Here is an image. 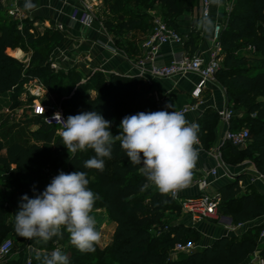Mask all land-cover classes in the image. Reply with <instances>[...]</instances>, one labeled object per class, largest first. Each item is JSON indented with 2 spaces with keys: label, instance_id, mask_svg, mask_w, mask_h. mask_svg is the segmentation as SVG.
I'll use <instances>...</instances> for the list:
<instances>
[{
  "label": "trees",
  "instance_id": "obj_1",
  "mask_svg": "<svg viewBox=\"0 0 264 264\" xmlns=\"http://www.w3.org/2000/svg\"><path fill=\"white\" fill-rule=\"evenodd\" d=\"M154 1L164 9L166 15L162 19L167 25L179 30L177 17L183 13L186 0ZM103 2L102 21L107 31H132L142 24L144 16L133 13L126 0ZM136 7L142 6L136 4ZM40 19L18 21L9 16L7 7L0 0V94L19 96L26 84L35 79H41L48 90H54L56 71L40 50L48 47L50 38L35 27ZM195 33L197 35L185 40L186 48L192 52L199 48L197 36L200 34ZM219 41L223 64L216 76L225 90L229 106L237 112L230 127L242 128L239 127L240 113L254 124L249 130L250 140L245 149L224 142V159L230 160L233 156L237 158L233 163H238L246 157L264 175V96L253 99L259 93L264 94V0H236ZM23 45L32 52L28 64L11 54L14 50L18 56L20 51L15 49ZM138 50L140 53V47ZM125 52L129 55L127 49ZM90 89L98 93L97 97L87 95ZM153 89V83L140 75L110 72L106 76L100 72L85 83L78 81L77 92L59 102L66 117L96 111L106 120L112 119L120 125L126 115L159 111ZM30 98L34 99V96L30 95ZM46 114L34 116L38 128L31 133L32 142L13 141L6 145L0 138V240L7 232L26 240L17 235L14 227L21 197L27 194L32 198L42 193L50 183L51 171H83L87 173L88 187L99 197L93 213L99 208L104 209L116 225L107 247L96 246L100 253L95 261L85 258L91 253H81L70 244V249H74L73 252L69 250L71 255L68 256V250L62 251L69 257V264H244L257 251L264 258V244L258 242L261 227L240 235L218 237L202 248L176 252L177 246L184 247L202 238L198 229L183 222L172 224L166 234H154L172 205L182 212L178 201L169 194L161 195L152 185L141 190L147 183L139 171L141 166L131 164L118 140L113 145L111 159L105 158L103 172L84 167L85 161L95 155L94 151L68 153L58 135L59 127L44 121ZM218 121L219 115L214 111L202 118L203 125L207 124L209 130ZM220 193V211L231 215L235 225L249 223L264 215V194L240 193L238 180L222 186ZM64 233L69 237L66 230ZM254 233H257L256 237ZM61 238L53 237L46 245L53 247L54 240L61 242Z\"/></svg>",
  "mask_w": 264,
  "mask_h": 264
},
{
  "label": "clouds",
  "instance_id": "obj_2",
  "mask_svg": "<svg viewBox=\"0 0 264 264\" xmlns=\"http://www.w3.org/2000/svg\"><path fill=\"white\" fill-rule=\"evenodd\" d=\"M218 8L223 0H208ZM25 10L32 11L36 5L25 0ZM196 27L209 37L215 30L214 20L204 13ZM166 107L173 108L172 104ZM63 127L58 131L68 153L91 149L95 155L85 161L84 167L103 172L105 158L111 159L114 143L118 140L121 149L133 166L140 165V173L149 185L161 195L175 196L190 186L199 152V125L190 123L182 111H151L126 115L120 122L119 135L111 132V121L96 111L69 115L66 120L60 114ZM87 173L59 172L52 178L42 193L30 198L21 197L15 215V231L21 238L48 242L53 237L69 234V240L81 253H93L102 240L93 215L98 194L89 187ZM40 264H69V257L56 248L43 258Z\"/></svg>",
  "mask_w": 264,
  "mask_h": 264
},
{
  "label": "rangeland",
  "instance_id": "obj_3",
  "mask_svg": "<svg viewBox=\"0 0 264 264\" xmlns=\"http://www.w3.org/2000/svg\"><path fill=\"white\" fill-rule=\"evenodd\" d=\"M61 2H65L66 0H60ZM73 2H70L69 6L67 7V10L69 11V16L72 14L73 11H79L83 12L86 10L91 14L93 17V26H99L100 29L107 35V37L110 40V43L115 46L117 49H119L121 52H125V49L129 51V55H127L131 59H137L140 57L138 48L141 47L142 41L145 39V37L150 33L152 30L155 21L157 18H163L165 16L164 9L157 4L154 0H126L127 4L130 6L133 13H137L141 16H144L142 24L132 31H124L119 33L116 29L113 31H107V29L103 25V19L104 14L102 12V8L104 7L103 0H72ZM2 2H5V6L7 9L9 6H11V0H2ZM39 0H34V4L38 5ZM136 4H141L142 7H136ZM200 0H186L184 2V9L183 13L177 17V22L179 29L181 27V24H179L180 21L183 22V27L181 28H188L191 24V15L195 14V10L199 8ZM17 8L19 9L17 15H12L9 12V16L13 17L14 19L18 21H22L24 19H32L35 17L34 14L28 13L25 11V9H22L20 5V0H17ZM38 17V16H37ZM41 19L35 23V27L41 32L48 34V38H50V41L48 43V47L44 49H40L44 57L46 58L47 62L51 63V66L56 71V76L54 77V90L50 91L48 90L45 85L43 84L41 79H35L30 83H27L25 86L24 91L19 96H12L10 93L0 94V138L4 141L6 145L10 144L13 141H28L32 142V131L36 130L38 128V125L34 123V116H38L44 112H48L49 110H52L53 108H56L58 105H60V100H62L64 97L71 96L74 93H76V88L78 85V81L80 83H85L88 81V79L93 74H98L102 72L104 75L108 76L110 72H113V69H107L105 68H97V67H89L86 64V55L85 51L88 49V45L85 44L84 38H87V32L82 31L81 29L71 30L68 32L65 30V28H61V25L63 22H58L51 17H40ZM190 23L189 25H187ZM183 29L181 35H186L187 37H190L193 34H196L192 31H185ZM181 31V30H180ZM179 31V32H180ZM197 35V34H196ZM202 36L198 35L197 40L198 42H202ZM98 43V42H97ZM99 44V43H98ZM37 48V47H36ZM250 47H247V50H249ZM212 49H213V43H212ZM15 50H19V54H23L22 57L16 56L11 51V54L17 58H19L21 61L25 62L26 64L29 63L32 52L30 50H27L26 46L23 45L22 47L16 48ZM221 55V53H220ZM75 60V62L73 61ZM223 64V60L221 59L220 65ZM117 73V72H115ZM118 74V73H117ZM215 83L220 85L219 78L215 77ZM37 85L40 87L46 88L48 92L45 91L39 92L37 91ZM190 84H187V88H190ZM221 86V85H220ZM222 87V86H221ZM37 88V89H36ZM153 93L154 96H156V99L158 101V109L160 110H166L165 107V99H168L169 97L173 96L174 91L172 90L169 93L163 94V96H159L158 94V88L153 83ZM223 88V87H222ZM224 90V88H223ZM34 91H37V93H34ZM30 95L34 96V99L30 98ZM87 95L91 98L97 97L98 93L95 90L90 89L87 92ZM263 93H259L255 96H253V99H258L263 97ZM210 96L204 95L203 99L206 100ZM231 106V105H230ZM62 107V106H61ZM64 110V109H63ZM245 115L241 114L239 115V127H246L247 129L251 130L253 127V123L249 120L245 119ZM111 132L113 135H119L121 129L119 128V125L114 123V121L111 119ZM247 147V146H246ZM246 147H243L241 149H245ZM230 160H226L229 164H239L243 162H252V160L243 157L240 159L238 163H233V160L237 158H233V156H230ZM59 172H53L51 171L49 182H51L52 178L58 175ZM173 207L168 209L165 213L166 219L163 221V223L157 227L154 231V234L160 235V234H166L169 231V227L176 223V222H183L187 224V220L184 217L183 212L179 210L177 206L172 205ZM97 220V226L102 230V240L100 243L103 242H111L113 235H112V229H113V223L106 222V215L103 212L102 208H99L96 210L95 213H93ZM10 218H12L10 216ZM12 220V219H11ZM218 221V222H215ZM221 218L218 220H213V222L204 223L208 228L203 230L202 238L199 242L188 244L184 247H176L177 251H191L195 248H202L208 244L213 243L216 238L221 233H228L229 236L234 235V223H223L226 226L221 227L222 229H216L213 230V226H221ZM250 223L244 224L242 229L249 230L248 225ZM210 227V228H209ZM252 229V228H250ZM229 230V232H228ZM253 231H256L253 229ZM65 230L62 229V238L61 243L63 245V250H68V256L71 255L74 249H70L71 243L69 240V237L65 236ZM253 233V232H252ZM257 233H254V236L256 237ZM12 239L13 241V249L12 253L14 255H17L18 258L23 256L24 250L27 248L28 244L26 241L34 242L36 240H22L16 237L15 234L7 232V234L0 240V245L8 240ZM45 244V242H42ZM98 244L99 248L105 249L107 245H101ZM48 249H52L51 245L45 246ZM259 250V249H258ZM100 249H96L95 252L91 253V256L85 257L86 260H92L95 261L98 258ZM175 252V255H176ZM258 251L255 252L249 260L244 264H255L253 260L256 259V256H258ZM71 261H73V256L70 258ZM33 264H40L38 260L34 261Z\"/></svg>",
  "mask_w": 264,
  "mask_h": 264
},
{
  "label": "crops",
  "instance_id": "obj_4",
  "mask_svg": "<svg viewBox=\"0 0 264 264\" xmlns=\"http://www.w3.org/2000/svg\"><path fill=\"white\" fill-rule=\"evenodd\" d=\"M25 0H20V5L22 9H24ZM34 3V0H32ZM72 0H66L65 2H61L60 0H39L38 5H36V9L32 11H27L28 13H32L35 17H51L58 22H63L65 30L70 32L71 30L81 29L82 31L87 32V38H84L85 44L88 45V49L85 51V55L87 58L86 64L89 67H97V68H105L113 69V72H117L121 75H139V67L138 62L143 55V51L141 49L140 57L137 59H131L127 56L126 53L121 52L115 46L110 43L107 35L100 29L99 26L92 25L90 27L84 26L83 24H75L74 26L70 23V16L67 7L69 6ZM221 7H217L213 5V10L211 14V18L216 21L220 16ZM201 2L199 8L195 10V14L191 15V24L190 27L184 29L183 22L180 21L181 27L179 29L182 34L183 29L192 32H199L202 36V42L198 44L199 48L197 51L203 52L205 54H209L212 50V35L209 37L203 31L198 30L196 27V21L201 17ZM185 40L188 38L186 35H183ZM99 44H98V43ZM114 47V50H113ZM181 45L179 44H166L162 47L164 52L170 50L180 49ZM75 62V60H73ZM112 72V71H111ZM148 81L154 83L158 88L159 96H163V94L169 93L172 90L174 91V95L165 99V107L168 104H172L173 108L166 107V111L180 110L184 106H188L189 104L196 103L197 100L194 98L192 92L196 87L199 78L195 74H186L182 76H175L172 78H158V77H150L147 76ZM187 84H190V88H187ZM39 92L48 90L44 87H39L37 85ZM36 88V89H37ZM34 91V93H37ZM204 95H209L210 97L206 100L203 99ZM225 106H229L228 99L225 93V90L215 82H209L206 85L205 91L202 95V101H199L194 110H190L185 112L186 119L192 123L195 122L199 125V133L198 137L200 143L196 146L199 152L198 161L195 169L193 170V177L189 187L185 191L182 192L183 196L190 195H198L201 193V188L198 184V179L200 177H206L209 181V187L207 188L208 192H220V188L226 184L232 183L236 180L239 181L240 193L244 192H256L259 194H264V178H260L259 172L255 167L253 162H243L239 164H229L224 159L222 146L224 144V133L226 131V125L222 122L219 117V121L213 126L212 130L208 129V125H203L202 118L204 115H207L209 112H217L218 109H221ZM216 169L217 174L213 175L211 170ZM105 214V210L103 209ZM184 217L187 220V224L190 226H194L200 232L203 233L204 229L208 227L204 223L213 222V220H194L190 215L184 213ZM106 215V214H105ZM221 226H213V230L217 228L222 229L221 227H225L226 223H233V219L231 215L225 214L221 212ZM226 216V217H225ZM231 217V221L229 220ZM218 220V219H217ZM106 222L113 223L112 235L115 230V221L109 219L106 215ZM218 222V221H215ZM225 223V224H223ZM247 228L261 227V230L264 228V215H260L256 217L254 220L249 222ZM210 228V227H209ZM260 230V232H261ZM247 230L242 229V232ZM229 232V230H228ZM241 232V233H242ZM259 232V234H260ZM228 235V233H221L218 237ZM234 235H237L234 231ZM217 237V238H218ZM216 238V239H217ZM259 242V238H258ZM27 248L24 250L23 256L18 258L17 255L11 253L9 258L0 262V264H25L27 258L32 257L33 263L38 260L37 257L43 258L45 254H50L52 249H48L42 241H34L29 242ZM101 245H107L109 242H105V244L100 243ZM209 245V244H208ZM40 262V260H38Z\"/></svg>",
  "mask_w": 264,
  "mask_h": 264
},
{
  "label": "built area",
  "instance_id": "obj_5",
  "mask_svg": "<svg viewBox=\"0 0 264 264\" xmlns=\"http://www.w3.org/2000/svg\"><path fill=\"white\" fill-rule=\"evenodd\" d=\"M200 2L201 15L207 13L211 16L213 5H210L208 0H200ZM235 2L236 0H223L220 16L215 21V30L212 35L213 49L208 55L199 51L192 52L190 49L186 48L185 38L183 35H181L179 30L169 27L162 18L156 19L152 30L142 41L141 49L143 51V55L138 62L140 76L145 78H147V76L172 78L186 74H195L198 76L199 81L192 92L197 102L184 106L178 111L185 113L190 110H194L197 103L202 101V95L205 91L207 83L215 82L216 73L220 68L221 61L220 53L222 48L219 39L222 30L228 23V19ZM18 11L17 0H11V6L8 8V12L12 15H17ZM93 21V17L86 10L83 12L73 11L70 15V23L72 26L79 23L90 27L92 26ZM63 27L64 26L61 25V28ZM166 44H179L181 45V48L164 52L162 47ZM44 113H47L44 117V121L49 125L59 127V129H61L63 125L59 122V116H56V114L59 113L62 119H67L63 108L59 105L56 108ZM217 113L222 122L226 125L224 141L239 148L246 147L250 140L249 129L246 127L231 129L230 127L234 116L237 114L236 110L233 107L225 106L218 109ZM211 173L216 175L217 170L213 169L211 170ZM259 176L260 178H264V175L261 173H259ZM197 182L201 188V193L198 195H181L187 188L179 191L175 196H172L171 194L169 195L178 201L182 212L190 215L194 220H217L221 218V193L207 191L210 183L206 177H200ZM243 226L244 224H238L235 225L233 229L236 230L237 228H242ZM99 231L102 232L100 229ZM259 243L261 245L264 244V228L259 234ZM56 248L63 251V245L59 240H54L53 242L52 250ZM12 249V239H8L0 245V262H4L9 258L12 253ZM253 262L255 264H264V258L258 255ZM25 264H33V258H27Z\"/></svg>",
  "mask_w": 264,
  "mask_h": 264
},
{
  "label": "water",
  "instance_id": "obj_6",
  "mask_svg": "<svg viewBox=\"0 0 264 264\" xmlns=\"http://www.w3.org/2000/svg\"><path fill=\"white\" fill-rule=\"evenodd\" d=\"M229 220L231 221V217H229ZM235 232H236L237 235H240L241 232H242V228H241V227L237 228V229L235 230Z\"/></svg>",
  "mask_w": 264,
  "mask_h": 264
},
{
  "label": "bare ground",
  "instance_id": "obj_7",
  "mask_svg": "<svg viewBox=\"0 0 264 264\" xmlns=\"http://www.w3.org/2000/svg\"><path fill=\"white\" fill-rule=\"evenodd\" d=\"M18 56H19V57H22V56H23V54L21 55V54H19V53H18Z\"/></svg>",
  "mask_w": 264,
  "mask_h": 264
}]
</instances>
